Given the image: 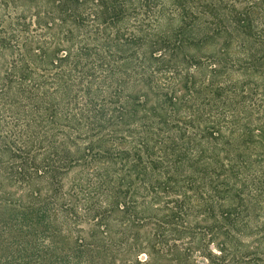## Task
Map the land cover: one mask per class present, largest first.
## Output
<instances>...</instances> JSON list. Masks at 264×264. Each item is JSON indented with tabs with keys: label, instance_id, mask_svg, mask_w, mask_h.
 Instances as JSON below:
<instances>
[{
	"label": "trees",
	"instance_id": "obj_1",
	"mask_svg": "<svg viewBox=\"0 0 264 264\" xmlns=\"http://www.w3.org/2000/svg\"><path fill=\"white\" fill-rule=\"evenodd\" d=\"M0 264H264V0H0Z\"/></svg>",
	"mask_w": 264,
	"mask_h": 264
}]
</instances>
